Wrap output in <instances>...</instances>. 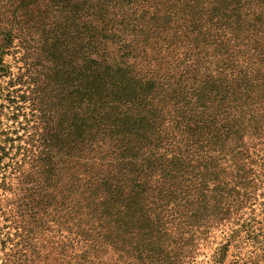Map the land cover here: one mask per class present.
Instances as JSON below:
<instances>
[{
  "label": "trees",
  "instance_id": "16d2710c",
  "mask_svg": "<svg viewBox=\"0 0 264 264\" xmlns=\"http://www.w3.org/2000/svg\"><path fill=\"white\" fill-rule=\"evenodd\" d=\"M17 39L54 64L63 115L0 140V161L16 148L7 264H189L252 208L238 177L264 129V0H0V78Z\"/></svg>",
  "mask_w": 264,
  "mask_h": 264
},
{
  "label": "rangeland",
  "instance_id": "374dc122",
  "mask_svg": "<svg viewBox=\"0 0 264 264\" xmlns=\"http://www.w3.org/2000/svg\"><path fill=\"white\" fill-rule=\"evenodd\" d=\"M123 10L126 13L125 8ZM71 24L69 34L65 36L76 38L75 47L78 49L82 45L78 38L80 35L73 33L72 30L79 27L72 22L67 23L68 26ZM19 36L23 35L20 33ZM49 36H53V33ZM35 37L37 38V35ZM15 41L17 45L22 43L19 39ZM24 47L25 45L22 48L17 47L7 56L11 71L9 75L0 78V140L7 136H19L17 142L24 143L29 134L38 137L53 131V128L59 130L55 123L63 115L62 109L53 111L60 107L56 104L57 99L53 97L55 91L51 93L49 89L47 73L52 71L54 64L46 60L45 54H41L40 49L36 48V43H31L28 50ZM55 69H60V66ZM43 108L49 109L44 115L41 112ZM10 145L11 142L8 143V147ZM38 148H41L40 145ZM7 150L9 155L0 161V264L9 262L5 254L7 249L3 244L5 233L8 230L13 231L17 224L9 205L12 194L6 192L2 183L3 179L11 174L14 166V160L11 158L14 157L16 148L10 147ZM254 150L253 155L249 154V157L245 155L243 158L244 163L252 165L254 170L244 166L238 177L241 187L244 183L247 186L255 183L254 189L249 187L254 192L251 194L254 200L247 202L252 208L245 206L241 209L243 212L233 208L237 223L228 221L211 228L207 239L189 264H264V129L260 131V138ZM250 156L254 158L253 162ZM237 212L240 213L237 215ZM67 233L69 231L66 228L62 232H48L40 254L50 256L57 252L56 244L66 240ZM71 236L73 237L72 234ZM219 253H223L221 262L218 261Z\"/></svg>",
  "mask_w": 264,
  "mask_h": 264
}]
</instances>
